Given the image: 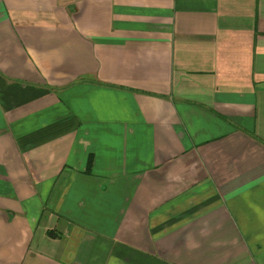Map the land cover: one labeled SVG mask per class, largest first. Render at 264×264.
Here are the masks:
<instances>
[{"label":"crops","instance_id":"crops-1","mask_svg":"<svg viewBox=\"0 0 264 264\" xmlns=\"http://www.w3.org/2000/svg\"><path fill=\"white\" fill-rule=\"evenodd\" d=\"M0 264H264V0H0Z\"/></svg>","mask_w":264,"mask_h":264},{"label":"trees","instance_id":"trees-1","mask_svg":"<svg viewBox=\"0 0 264 264\" xmlns=\"http://www.w3.org/2000/svg\"><path fill=\"white\" fill-rule=\"evenodd\" d=\"M91 166H92V159L90 158L89 163H88L89 170L91 169Z\"/></svg>","mask_w":264,"mask_h":264}]
</instances>
